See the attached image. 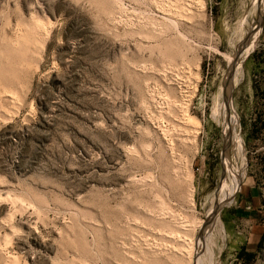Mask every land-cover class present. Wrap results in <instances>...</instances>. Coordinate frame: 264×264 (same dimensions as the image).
I'll list each match as a JSON object with an SVG mask.
<instances>
[{"label": "rangeland", "instance_id": "rangeland-1", "mask_svg": "<svg viewBox=\"0 0 264 264\" xmlns=\"http://www.w3.org/2000/svg\"><path fill=\"white\" fill-rule=\"evenodd\" d=\"M263 3L0 0V264H194L218 206L212 264H264V195L246 245L222 220L264 194Z\"/></svg>", "mask_w": 264, "mask_h": 264}, {"label": "bare ground", "instance_id": "bare-ground-1", "mask_svg": "<svg viewBox=\"0 0 264 264\" xmlns=\"http://www.w3.org/2000/svg\"><path fill=\"white\" fill-rule=\"evenodd\" d=\"M264 4V3H263ZM260 6V5H259ZM263 8V7H262ZM261 9V8H260ZM264 10V8H263ZM262 12V11H260ZM257 13V12H256ZM258 17H260L258 15ZM261 18V17H260ZM259 24V23H258ZM253 26V25H252ZM256 26V25H255ZM254 26V27H255ZM253 29V28H252ZM252 31V30H251ZM254 34V33H253ZM250 46L247 45L245 47V50H243L238 59L234 62V67H235V71H231L233 72V77H234V80H233V77L226 83H224L223 87H222V98H224L226 100V103H225V107L222 105V104H219V105H216L213 107L212 109V116L214 117V119L216 120H220V118L223 119V124L225 125V131L227 132V134H229V138L230 139V135H231V143L232 145L235 146V152L239 153L241 152L242 150V144L240 143V139H239V136L237 135L236 131H235V125H236V116L234 115H230L229 112H228V109L230 108L231 106V103H230V91L232 89V87L237 83L239 82V79L241 77V73H240V70H239V61L240 59L246 55V52L249 50ZM242 61V60H241ZM233 66V65H232ZM234 69V68H233ZM239 77V79H238ZM230 78V77H229ZM220 96V95H219ZM222 103V102H221ZM222 107V108H221ZM224 109V110H223ZM237 130V129H236ZM227 136V135H226ZM228 141V140H227ZM242 142V141H241ZM228 148V147H227ZM243 157V156H242ZM245 158V157H243ZM242 160V159H241ZM228 161V160H227ZM229 167H228V174L226 175L227 177V184L229 185V189L231 191V189L233 188V184L234 182H236V180L239 178L240 176V172L238 170V167H236L237 169H235V167H231L230 165V162L228 161L227 162ZM237 163V162H236ZM243 163V162H242ZM241 163V164H242ZM242 170V169H241ZM241 174H242V171H241ZM242 176V175H241ZM226 182V181H225ZM229 191V190H228ZM229 191V192H230ZM223 197V196H222ZM225 197V195H224ZM224 197L220 200L221 201V204L219 203V205L222 206V204L224 203ZM219 201V202H220ZM220 206H218L219 208ZM217 208V210H218ZM216 210V211H217ZM216 211H213L211 216L209 217V220L207 223H205L202 228L200 229V233H199V236L197 237V240H196V245L199 247L200 245H202L203 249H201V251H199L198 253L196 252H193L194 254V258L192 259L193 263L194 264H212V259H213V247L215 244V232L217 231V228L215 226V223H214V220H215V217H216ZM218 212V211H217ZM217 220V219H216ZM215 220V221H216ZM221 229V228H220ZM223 237V236H222ZM218 245V244H217ZM201 248V247H199ZM215 253V252H214Z\"/></svg>", "mask_w": 264, "mask_h": 264}, {"label": "crops", "instance_id": "crops-1", "mask_svg": "<svg viewBox=\"0 0 264 264\" xmlns=\"http://www.w3.org/2000/svg\"><path fill=\"white\" fill-rule=\"evenodd\" d=\"M263 189L251 178L241 183L236 205L222 215L223 224L229 233V241L237 247L246 245L256 235L259 208L263 202ZM244 225V229L239 227Z\"/></svg>", "mask_w": 264, "mask_h": 264}]
</instances>
